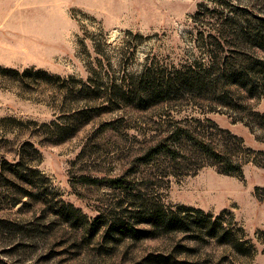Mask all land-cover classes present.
<instances>
[{"label":"rangeland","instance_id":"rangeland-1","mask_svg":"<svg viewBox=\"0 0 264 264\" xmlns=\"http://www.w3.org/2000/svg\"><path fill=\"white\" fill-rule=\"evenodd\" d=\"M227 1L0 0V69L43 70L68 81L73 93L79 82L87 81L109 92L146 70L169 74L194 66L207 69L210 48L199 35L205 37L210 28L226 19H232L233 29L254 27L257 17L264 20V6L250 5L251 0H230L234 6L227 7ZM212 51L218 57L229 54L215 52L213 48ZM255 55L260 52L255 50ZM58 85L61 83L52 86L43 79L32 82L30 78L0 73V119L14 118L22 123L0 124L4 129H0V158L12 161L7 151L17 150L29 134L33 136L31 143L44 140V130L39 129L42 124L62 125L77 111H94L87 115V120L74 121L77 132L65 143L36 145L40 160L35 169L48 180L50 195L46 200L50 205H70L88 223L100 215L110 222V211L118 213L124 195L104 181L83 185L79 178L108 180L127 175L137 179L141 175L138 190L150 205L174 211L180 206L199 209L213 218L226 212L222 216L225 226L241 238L248 255L240 256L214 240L197 242L181 233L159 234L137 242L123 239L116 244L104 243L100 235L86 241L81 229L69 228L62 218L52 214L45 215L48 204L44 208V203L33 202L21 211V204L13 209L2 208L0 217L30 229L43 228L55 220L53 228L43 234L32 231L20 240L6 239L0 233V264H137L148 254H171L177 243L193 249L173 253L177 260L196 264H264V236L260 235L264 232L263 168L246 164L241 180L219 175L212 167L202 168L194 175L170 174L167 178L160 174L165 169L157 172L139 168L142 171L138 169L134 176L135 166L131 164L152 135L159 137L173 122L192 118L210 119L241 138L247 148L264 152V135L247 127L249 110L264 113L262 101L239 91L240 101L234 102L242 105L239 110L190 102L157 109L155 113H137L130 106L101 113L100 107L105 106L102 99L73 100L61 106L64 91ZM120 118L118 130L101 129ZM86 142L91 143L92 151L86 150L78 157ZM217 192L224 196L222 201L211 196ZM207 195L211 198L207 199ZM240 228L244 237L240 236ZM13 246L14 251L9 252Z\"/></svg>","mask_w":264,"mask_h":264},{"label":"trees","instance_id":"trees-1","mask_svg":"<svg viewBox=\"0 0 264 264\" xmlns=\"http://www.w3.org/2000/svg\"><path fill=\"white\" fill-rule=\"evenodd\" d=\"M251 1L253 3L250 5L256 3L260 7L264 6V0ZM231 2L233 1L228 0L225 5L234 6ZM257 18L254 27L243 25L242 28L233 29L232 19H226L210 28L209 34L205 37L199 35L204 45L210 48L211 58L207 69L194 66L169 74L146 70L137 78H129L128 83L124 80L122 86L113 88L114 91L111 89L105 92L87 81L79 82L78 89L73 93L71 89L69 90L71 87L68 81L34 68H26L22 71L0 69V73L21 79L30 78L32 82L43 79L52 86L61 83L58 85L64 91L61 106H67L73 100L102 99L106 107H100L101 113L127 106L132 107L137 113H148L190 102L210 107L212 104H220L232 110H239L242 105L234 103L236 100L240 101L239 91L249 97H256L264 104V20ZM212 48L215 52L227 51L229 54L213 56ZM255 50L260 52L259 56L255 55ZM91 110L75 112L71 118H68V122L62 125L54 122L42 124L39 129L44 130L46 136L44 140L37 139L31 143L30 137L33 136L29 134L28 140L21 143L17 150L12 151L13 155L7 151L12 156V161L0 158V188L4 190L0 191V210L13 209L21 204L18 208V211H21L22 207L30 203L42 202L44 208L48 204L47 209L43 211L45 215L52 214L54 218H62L69 228L81 229L86 241H91L100 235V240L104 243L116 244L123 239L137 242L155 238L159 234L169 236L181 233L187 234L197 242L214 240L217 244L227 245L240 256L248 255L241 238H237L233 234L234 231L225 226L222 216L226 212L213 218L211 214L199 209L180 206L174 211L161 205H150L149 200H143L138 190V185H141L139 181L143 179L139 177L141 175L137 179L128 178L127 175L108 180L92 179L87 176L79 178V182L83 185H97L104 181L109 188L118 190L124 195L123 203L127 205L121 203L118 213L110 211L113 217L110 222L100 215L88 223V219L70 205L60 202L59 205L55 203L54 207L50 205L46 200L50 195L47 188L48 180L35 169V165L40 160L37 146L65 143L77 132L78 127L74 121L87 120V115L94 112ZM248 113L250 117L247 127L250 130L255 128L264 135V113L252 110ZM121 119L106 123L101 129L116 131ZM6 122L22 125L14 118L0 119V124ZM31 125L37 126L35 123ZM170 125L159 134V137L152 135L151 141L149 140L140 152L136 154V151H132L136 154L131 161L135 166L134 176L137 174L136 171H142L139 168L156 169L157 172L165 169L160 174L161 177L168 178L172 175L176 177L194 175L202 168L212 167L219 175L241 180L243 166L248 163L264 169V152L247 148L241 138L219 128L210 119L192 118L189 121H176ZM2 128L0 127L4 130ZM3 133L6 134V131ZM92 148L91 143L86 142L78 157H81L86 150L92 151ZM128 152H131L129 148ZM161 166L166 168L160 169ZM55 222L53 220L43 225V228L30 229L0 217V233H3L6 239L20 240L32 231H40L43 234L51 230ZM101 229L103 231L99 234ZM239 233L240 236H245L241 228ZM260 235L264 236V232H260ZM72 244L75 246L74 242ZM14 248L11 247L9 252L14 251ZM186 250L192 252L193 249L177 243L173 246L171 254H148L137 264H196L177 260L173 255Z\"/></svg>","mask_w":264,"mask_h":264},{"label":"bare ground","instance_id":"bare-ground-1","mask_svg":"<svg viewBox=\"0 0 264 264\" xmlns=\"http://www.w3.org/2000/svg\"><path fill=\"white\" fill-rule=\"evenodd\" d=\"M202 191H203V190H202ZM208 192L210 193V192H212V190H211V191H208ZM218 192H219V191H218ZM218 192L215 193V194H212L211 196L214 197V199H217L218 201H222L223 198H224V196H222V195L220 196V194H222V193H218ZM198 195L201 197L200 194H198ZM204 196H205V195H204ZM210 198H211V197H210ZM210 198H208V195H207V199H210ZM217 200H216V201H217ZM208 201H209V200H208Z\"/></svg>","mask_w":264,"mask_h":264}]
</instances>
